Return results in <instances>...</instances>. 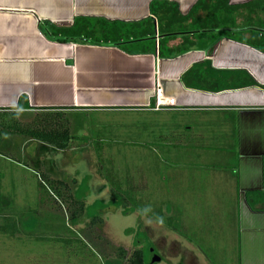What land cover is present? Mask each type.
<instances>
[{
    "label": "crops",
    "instance_id": "obj_1",
    "mask_svg": "<svg viewBox=\"0 0 264 264\" xmlns=\"http://www.w3.org/2000/svg\"><path fill=\"white\" fill-rule=\"evenodd\" d=\"M152 1L156 0H0V110L14 108L24 96L32 110L145 111L156 131H166L167 137L154 142L156 149L194 148L207 162L208 149H229L233 156L226 164L188 167L208 171L210 180L221 187L234 186L238 264H264V210L251 209L244 197L264 192V90L248 86L210 92L186 87L181 81L189 70L188 83L215 88L216 79L232 82L242 78L233 73L244 72L264 86V52L213 32L217 36L212 53H208L213 43L209 35L195 40L193 34L187 35L194 46L178 53L184 34H176L163 44L160 56L162 35L150 14ZM159 1L175 2L180 14L188 15L198 0ZM249 1L229 0V4ZM205 14L197 9L186 24L199 22ZM257 17L264 19V14L253 15L252 20ZM75 18L145 22L144 26L149 21L154 29L147 38L155 42V51L128 54L116 46L60 43L39 30V26H70ZM230 18L238 29L243 28L242 8ZM135 42L130 39L128 48ZM158 84L164 97L174 100L171 109L153 110Z\"/></svg>",
    "mask_w": 264,
    "mask_h": 264
},
{
    "label": "rangeland",
    "instance_id": "obj_2",
    "mask_svg": "<svg viewBox=\"0 0 264 264\" xmlns=\"http://www.w3.org/2000/svg\"><path fill=\"white\" fill-rule=\"evenodd\" d=\"M62 113L72 134L88 137V143L80 138L68 150L56 151L16 135L0 138V225L9 215L14 220L9 225H17L19 216L29 224L28 235L0 230V264H106L99 252L110 264H129L112 256L113 247L130 254L148 242L161 257L154 264H238L234 186L221 187L208 171L188 167L226 164L233 156L229 149L207 148L208 162L194 148L156 149L154 142L167 137L166 131H156L145 111ZM41 114L20 113L19 120L26 124ZM98 169L129 192L134 210L124 213L108 204L110 186ZM41 173L65 181L76 199L84 201L86 214L75 224L60 223L58 211L38 205L41 196L48 199L45 193L39 195ZM99 201L106 204L101 209L93 206ZM89 211L101 224L89 227ZM163 217L176 220L178 230L167 226L163 221L168 218ZM60 238L72 241L66 244Z\"/></svg>",
    "mask_w": 264,
    "mask_h": 264
},
{
    "label": "trees",
    "instance_id": "obj_3",
    "mask_svg": "<svg viewBox=\"0 0 264 264\" xmlns=\"http://www.w3.org/2000/svg\"><path fill=\"white\" fill-rule=\"evenodd\" d=\"M240 8H242L244 12V23L242 29H238L239 27L235 25L234 19L230 18L235 10L237 11ZM197 9L205 10V18L202 20L199 19V22L195 21L192 24L187 25L186 21L192 17L193 13L197 11ZM149 10L150 14L157 19L158 32L162 35V40L159 41L158 46L160 56L164 54L163 44L169 39H172L176 34H184V38L182 39L183 48H179L178 53H183L194 46V42L188 39L187 34H193L195 40H200L209 35L208 38L213 40V43L208 49V53H212L214 45L216 44L215 39L217 36L212 35L211 33L213 32L217 33L218 36L230 37L233 40H237L238 42L264 52V19L257 17L254 21L252 20L253 15L255 16L258 13L264 14V0H251L243 3L242 5H230L229 0H198L188 15H181L175 2L156 0L150 2ZM225 17H228V19ZM144 24L145 22L123 23L116 21L108 22L104 20H95L91 18H75L70 26H62L61 29L53 26H39V30L42 31L44 36H46L49 40L60 43L77 42L80 44L116 46L128 54L152 53L155 51V42L153 39H148L147 36L153 35L154 26L151 25L149 21L146 22L147 26H144ZM130 39L136 40V42L132 43L134 45H131V47L128 48L127 42ZM171 53V50H168L167 54L170 55ZM204 64L207 68H209V63L207 61ZM188 73L189 70L183 73L181 81L184 86L189 88L219 92L223 90L245 88L248 86H257L264 90V86L258 85L244 72L233 73L234 75L241 76L242 78H236L235 81L232 82L226 81V78H221V82L216 79L215 81L218 83L215 84V88H205L200 86L201 84L191 85L186 80ZM230 77L231 75L227 77V80ZM25 111L44 112V114L34 117V119L29 123L22 124L19 120V115L20 113H25ZM62 112L56 109L32 110V108L26 105L25 97L20 96L18 98L17 105L14 108L0 110V138L3 135H16L21 138H27L35 141L42 146H48L56 151L68 150L73 140L80 138L85 141L87 140L86 143H88V137H77L72 134V125L69 123L67 116ZM97 143L98 142L95 143V147L98 145ZM98 174H100V176H102V178L109 183V205L120 208L124 213L135 209L132 196L128 191L122 190L119 183L115 182L109 173L106 172L103 174L98 169ZM39 177V195L41 196V194L45 193L48 199L46 201L41 196L42 200H39L38 205H45L53 211H58L56 213L62 216L59 218L60 223L64 225L66 224V226L67 223H70L71 225L75 224L79 217L86 214L85 210L87 207L85 206L84 201L76 199L69 184L63 180L59 181L52 179L44 173L39 174ZM244 197L246 204L251 209L264 210V192L246 193ZM96 205H99L101 209L106 204L99 201L93 204V206ZM36 211L37 210H34L33 212L36 216H38L39 214H36ZM90 212L91 211L87 212V215L90 218L89 227L95 226L98 223L101 224V218L94 214L90 216ZM140 212L144 213L143 211ZM46 214L49 215L48 212H46ZM51 216L53 218V214H51ZM167 218L168 220H165ZM167 218L164 219L163 217L165 220L163 222L167 226H172L173 229L178 230L174 223L176 220L171 217ZM3 219L4 223L0 225V230H2V232H7L9 231L8 229H14L12 234L21 233L22 235H25L26 233L28 235L27 232L29 224L28 221H25V219L22 218V216L17 218V225L16 223L9 225L10 220L14 221L10 215L4 216ZM6 221L7 223H5ZM72 232L78 239L84 238V236H81L77 231ZM136 232L139 231L137 230ZM52 238L56 241L58 236H54ZM96 238L101 241L102 237L97 236ZM53 239L49 240L54 241ZM60 240L66 244L72 241V239L69 238H60ZM110 247L112 248V246ZM150 248H152V245L148 242L145 247L134 249L129 254L127 253V250L122 247H113L112 256L119 262L127 260L129 264H151L148 260L150 256ZM99 253L103 255V258L106 260V264H110L109 261H107L109 257H106L102 252Z\"/></svg>",
    "mask_w": 264,
    "mask_h": 264
},
{
    "label": "built area",
    "instance_id": "obj_4",
    "mask_svg": "<svg viewBox=\"0 0 264 264\" xmlns=\"http://www.w3.org/2000/svg\"><path fill=\"white\" fill-rule=\"evenodd\" d=\"M155 98V106L153 110H168L174 105V100L172 98H166L163 95L162 87L158 84L153 92Z\"/></svg>",
    "mask_w": 264,
    "mask_h": 264
},
{
    "label": "water",
    "instance_id": "obj_5",
    "mask_svg": "<svg viewBox=\"0 0 264 264\" xmlns=\"http://www.w3.org/2000/svg\"><path fill=\"white\" fill-rule=\"evenodd\" d=\"M160 260H161V259H160V257H159L157 254H153V255L151 256L150 263H151V264L158 263Z\"/></svg>",
    "mask_w": 264,
    "mask_h": 264
},
{
    "label": "flooded vegetation",
    "instance_id": "obj_6",
    "mask_svg": "<svg viewBox=\"0 0 264 264\" xmlns=\"http://www.w3.org/2000/svg\"><path fill=\"white\" fill-rule=\"evenodd\" d=\"M154 251H155L154 248H150V249H149V253H150L151 256H152L153 254H155ZM160 258H161V257H160Z\"/></svg>",
    "mask_w": 264,
    "mask_h": 264
}]
</instances>
